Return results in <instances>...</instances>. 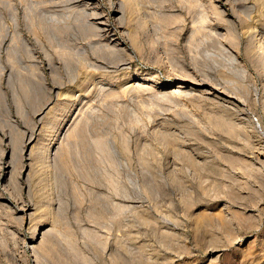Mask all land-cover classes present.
<instances>
[{
    "label": "rangeland",
    "instance_id": "374dc122",
    "mask_svg": "<svg viewBox=\"0 0 264 264\" xmlns=\"http://www.w3.org/2000/svg\"><path fill=\"white\" fill-rule=\"evenodd\" d=\"M0 264H264V0H0Z\"/></svg>",
    "mask_w": 264,
    "mask_h": 264
}]
</instances>
